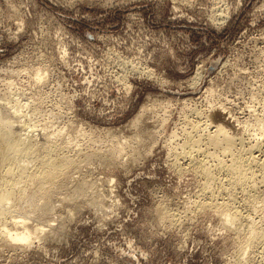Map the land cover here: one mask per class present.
I'll list each match as a JSON object with an SVG mask.
<instances>
[{"label": "rangeland", "instance_id": "1", "mask_svg": "<svg viewBox=\"0 0 264 264\" xmlns=\"http://www.w3.org/2000/svg\"><path fill=\"white\" fill-rule=\"evenodd\" d=\"M0 101L72 160L47 199L33 189L8 214L26 217L33 243L1 241L0 264L264 263L249 223L229 229L220 210L193 209L203 177L177 163L203 116L264 138V0H0Z\"/></svg>", "mask_w": 264, "mask_h": 264}, {"label": "bare ground", "instance_id": "2", "mask_svg": "<svg viewBox=\"0 0 264 264\" xmlns=\"http://www.w3.org/2000/svg\"><path fill=\"white\" fill-rule=\"evenodd\" d=\"M221 14V13H220ZM205 68V67H202ZM201 68V69H202ZM198 69V68H197ZM201 69L199 71H201ZM143 71V70H142ZM197 71V70H196ZM198 72V71H197ZM200 73V72H199ZM202 74V72H201ZM199 75V74H198ZM197 75V76H198ZM196 76V75H195ZM194 76V77H195ZM202 78V76L200 77ZM189 79H187L188 81ZM198 80V79H196ZM195 81V80H194ZM200 81V80H199ZM185 82V81H184ZM193 83V82H192ZM196 84L198 82H195ZM186 84V82H185ZM195 84V86H196ZM192 85V84H191ZM194 85V84H193ZM182 86V85H181ZM186 87H188V84H186ZM194 87V86H193ZM210 87V85H209ZM211 88V87H210ZM187 89V88H186ZM205 89V88H204ZM207 89V88H206ZM212 90V89H211ZM214 91V90H213ZM212 91V92H213ZM208 92V91H206ZM211 91H209L208 94H210ZM211 92V93H212ZM202 94V93H201ZM191 95V94H190ZM204 95V94H203ZM213 94H211L212 96ZM205 96V95H204ZM207 96V95H206ZM209 97V96H208ZM199 98V97H198ZM201 98V97H200ZM203 98V97H202ZM187 99V98H185ZM183 100L184 104L187 100ZM209 99V98H208ZM191 100H189L190 102ZM207 101V100H206ZM2 102V101H0ZM205 102V100H204ZM164 103V102H163ZM167 103V102H166ZM208 103V101H207ZM169 104V103H168ZM184 104H182L184 106ZM210 104V103H209ZM214 104V103H213ZM220 104V103H219ZM180 105V104H179ZM178 105V106H179ZM190 105V104H189ZM212 105V103H211ZM217 105V104H216ZM226 105V104H225ZM182 106V107H183ZM222 106V105H220ZM227 106V105H226ZM225 106V107H226ZM7 107V106H6ZM163 107V106H162ZM166 107V106H165ZM185 107V106H184ZM188 107V106H186ZM218 107V106H217ZM191 108V107H189ZM187 108V110L189 109ZM193 108H196L195 106ZM209 108V106H208ZM211 109V108H209ZM215 108V107H214ZM224 108V106H223ZM5 109V106L2 104H0V227H2V229L0 230V242L4 241L5 243H8L10 245V243L19 245V244H23V243H29L32 244V240H30L32 238V231L29 229L30 226H27L29 224H26V217H24L23 219H20V216L18 215H11L12 211L17 209V205H21L22 200H24L26 197V195L34 190H40L42 191V194L44 196L47 195V193H49L50 190V186L55 183V178H58V175L60 176L62 172H64L66 169L71 167V157L67 154L69 152H63V147L59 146L55 141L53 140H49L43 144H39L38 145V140L36 141V133H35V138H34V133L31 129H29L28 126H25V124H23L21 121L19 123H17L18 125H16L13 120H11L9 117L4 116L2 111ZM8 109V108H7ZM146 109V108H145ZM143 109V110H145ZM156 109V108H155ZM173 109V108H172ZM184 109V108H183ZM198 109V108H197ZM213 109V107H212ZM142 110V111H143ZM148 110V109H147ZM158 110V109H157ZM190 110V109H189ZM194 110V109H192ZM201 110V108L199 109ZM199 110H197L199 112ZM218 110V109H217ZM226 110V109H225ZM264 110V108H263ZM6 111V110H5ZM215 111V110H214ZM219 111H220V107H219ZM253 111L255 112V110L253 109ZM158 112V111H156ZM192 112V111H191ZM196 112V111H194ZM200 112L203 113V111L201 110ZM199 112V113H200ZM216 112V111H215ZM214 112V113H215ZM228 112V110H227ZM253 112V113H254ZM15 113V112H14ZM13 113V115H14ZM147 112H144V114ZM173 113V112H172ZM193 113V112H192ZM212 113V112H211ZM210 113V115H211ZM223 113V112H222ZM231 113V112H230ZM251 113V112H250ZM249 113V114H250ZM256 113V112H255ZM186 114V111L185 113ZM183 114V115H184ZM206 114V113H205ZM232 114V113H231ZM248 114V115H249ZM252 114V113H251ZM250 114V115H251ZM143 115V113H142ZM155 115V114H153ZM172 115V114H171ZM192 115V114H191ZM196 115V113H195ZM218 115V114H217ZM224 115H230V114H224ZM249 115V116H250ZM258 116V114H256ZM263 115V114H262ZM146 116V115H144ZM150 116V115H149ZM161 116V115H160ZM194 116V115H193ZM208 116V115H207ZM206 116V117H207ZM220 116V115H218ZM234 116V115H233ZM233 116H231L233 118ZM236 116V115H235ZM252 116V115H251ZM256 116V118H257ZM201 118V116H199ZM203 116V118H205L204 120V125H200V123H198V125L196 124V126L194 125V127H197L194 131L195 134L192 132H184L185 133V139H183L184 141H182V146L181 149L184 148L183 150H181L179 154L180 158H177V160L179 159L180 162H177L179 164V169L180 170H184L185 168H188L189 170H193L195 173L197 172L199 174V176L203 177V188L201 189V193H202V197H204V199H200L197 201V203L195 202V208L198 207V209L196 211H198L199 209L202 210H208V209H212V208H216V210H220V213L223 212L221 215H223L222 221L224 219L225 223V227L227 226L229 229L230 227H236L237 225H241L242 223L244 224L245 222L249 223V233L250 237L248 236V244L247 245H254L256 243L259 244V248H260V254L258 253V255H261V253L264 256V227H255L254 223L252 222L253 219H251V214L250 211L253 212V210L261 204V209L263 211V214L261 213L260 215H262L261 217L264 218V138L260 137L257 132L255 134H257L258 136H256L255 134H251L250 133V128L244 127L239 130V133H234L231 132L229 129L230 127L227 129V126L225 127L220 123H214L212 121V119H210L212 117L206 118ZM216 117V116H215ZM263 117V116H262ZM262 117H258V118H262ZM148 118V117H147ZM154 118V117H153ZM164 118V117H163ZM171 118V116H170ZM183 118V116H182ZM187 117H185L184 119H186ZM196 118V117H195ZM195 118H192L195 120ZM213 118V117H212ZM219 118V117H218ZM223 118V117H222ZM229 118V117H228ZM253 118V117H251ZM264 118V117H263ZM157 121H161L158 120V118H156ZM162 119V118H161ZM180 119V118H179ZM198 119V118H197ZM239 119V118H238ZM238 119L235 121L237 123ZM255 119V118H254ZM145 120V119H144ZM148 120V119H147ZM145 120V122L147 121ZM167 120V119H165ZM183 120V119H182ZM193 120V121H194ZM203 120V119H202ZM221 120V119H220ZM243 120V119H242ZM261 119H259L258 121H260ZM150 121V120H149ZM154 121V120H152ZM178 121V120H177ZM189 121V120H188ZM192 121V120H191ZM216 121V119H215ZM244 121L246 122V119H244ZM243 121V123H244ZM249 120H247L248 122ZM251 121V120H250ZM249 121V122H250ZM253 121V120H252ZM264 120H262L263 122ZM182 122V121H181ZM201 122V121H200ZM203 122V121H202ZM223 122V121H222ZM242 122V121H241ZM246 122V123H247ZM257 122V121H255ZM261 122V121H260ZM261 124L259 123V127L258 129L262 132V136H264V123ZM153 123V122H152ZM158 123V122H155ZM185 123V122H184ZM188 123V122H187ZM186 123V124H187ZM191 123V122H190ZM197 123V122H196ZM183 124V123H182ZM181 124V125H182ZM194 124V123H192ZM233 124V123H232ZM251 124V123H249ZM154 125V124H153ZM156 125V124H155ZM185 125V124H183ZM229 125V124H228ZM242 125V124H241ZM18 126V127H17ZM20 126H23V128H19ZM151 126V125H150ZM235 126V124L233 125ZM251 127L253 126L250 125ZM146 127V126H145ZM156 127V126H155ZM159 127V126H158ZM157 127V128H158ZM180 127V126H179ZM183 127V126H181ZM187 127V126H186ZM190 127V126H189ZM192 127V126H191ZM190 127V128H191ZM237 127V126H236ZM149 128V127H148ZM240 128V126H239ZM151 129V128H150ZM160 129V128H159ZM183 129V128H181ZM186 129V128H184ZM189 129V128H188ZM193 129V128H192ZM201 129L202 132L201 134H198L197 131ZM236 129V128H235ZM257 129V128H256ZM257 129V130H258ZM152 130V129H151ZM175 130V129H174ZM178 130V129H177ZM176 130V131H177ZM180 130V129H179ZM191 130V129H190ZM254 130V129H253ZM252 130V131H253ZM153 132L155 131L152 130ZM241 131V132H240ZM256 130H254L253 132H255ZM163 132V131H162ZM237 132V130L235 131ZM259 132V133H261ZM160 133V132H159ZM164 133V132H163ZM183 133V134H184ZM162 134V133H161ZM174 134V132H173ZM171 133V135H173ZM182 132L180 133L181 137ZM170 135V136H171ZM176 135V134H175ZM179 134L177 133V136ZM169 136V135H168ZM174 138V137H173ZM175 139V138H174ZM167 140V139H165ZM177 140V139H175ZM173 140V141H175ZM172 141V140H171ZM168 143V142H167ZM173 144V143H172ZM171 144V145H172ZM175 144V142H174ZM177 144V142H176ZM167 145V144H166ZM180 145V144H179ZM170 146V145H169ZM177 146V145H176ZM175 147V146H174ZM174 147L172 149H174ZM65 148V147H64ZM176 148V147H175ZM62 149V150H61ZM169 150L171 151L170 147ZM179 151V148L177 149ZM61 151V152H58ZM138 151V150H137ZM169 151V152H170ZM91 152V151H90ZM94 152V151H93ZM99 154L100 152L97 151ZM95 153V152H94ZM172 153H175L172 151ZM171 153V154H172ZM91 154V153H90ZM89 155L88 156L89 158ZM135 154V153H134ZM92 155V154H91ZM94 155V154H93ZM129 155V154H128ZM169 155V153H168ZM86 156V157H87ZM130 156V155H129ZM132 156V155H131ZM170 156V155H169ZM73 157V156H72ZM92 157V156H91ZM109 157V156H108ZM111 157V156H110ZM175 157V154H174ZM177 157V156H176ZM93 158V157H92ZM118 158V157H117ZM168 158V157H167ZM74 159V158H72ZM111 159V158H110ZM120 159V158H119ZM133 159V158H132ZM132 159H129L131 161H133ZM175 159V158H174ZM38 161V164L36 166L35 169L29 167V162L32 161ZM112 162L115 159H111ZM168 160V159H167ZM109 161V160H108ZM117 161V159H116ZM169 161V160H168ZM171 161V160H170ZM36 162V161H35ZM111 162V161H110ZM111 162V163H112ZM120 162V161H119ZM176 163V161H174ZM34 163V162H32ZM37 163V162H36ZM35 163V164H36ZM121 163V162H120ZM176 163V165H177ZM34 164V165H35ZM117 164V163H115ZM119 164V163H118ZM117 164V165H118ZM122 164V163H121ZM172 164V162H171ZM33 165V167H34ZM170 165V163H169ZM173 166V165H172ZM170 166V167H172ZM175 168V167H174ZM178 169V170H179ZM177 170V169H176ZM177 170V171H178ZM180 170L178 171V173L180 172ZM182 170V171H183ZM187 170V171H189ZM67 171V170H66ZM65 171V174L68 172ZM175 171V169H174ZM181 171V172H182ZM180 172V173H181ZM179 173V174H180ZM185 173V172H184ZM196 173V174H197ZM178 174V175H179ZM197 174V175H198ZM64 175V173H63ZM193 177V176H192ZM196 177V176H195ZM194 177V179H196ZM201 177V178H202ZM199 178V177H198ZM63 179V176H62ZM59 180V183L62 182ZM64 180V179H63ZM202 180V179H200ZM58 182V181H57ZM202 182V181H201ZM199 182V183H201ZM59 183H57L56 185H58ZM65 183V182H64ZM194 183V182H193ZM197 183V180H196ZM195 183V184H196ZM54 184V186H55ZM61 184V183H60ZM59 184V185H60ZM197 186V184L195 185V187ZM201 186V184H200ZM53 187V186H52ZM51 187V188H52ZM198 187V186H197ZM201 188V187H200ZM34 189V190H33ZM49 189V190H48ZM198 190V188L196 189ZM195 190V191H196ZM51 191V190H50ZM200 191V189H199ZM242 192L245 193V199L243 200L242 203H239L238 199H237V193ZM52 194V193H51ZM200 194V193H199ZM197 194V196L199 195ZM49 195V194H48ZM192 195V194H191ZM193 195H196L193 193ZM240 195V194H239ZM196 196V197H197ZM48 196H46L47 199ZM49 199L53 198L52 195H49ZM189 197V196H188ZM199 197V196H198ZM186 199V198H185ZM184 199V204H187V202ZM11 200L15 201L12 203L10 202ZM183 200V199H182ZM181 200V201H182ZM193 200V199H192ZM191 200V202H192ZM196 201V200H194ZM48 202V201H47ZM172 202V201H171ZM170 202V203H171ZM179 201H177L178 203ZM186 202V203H185ZM15 203V205H14ZM169 203V202H168ZM169 203V204H170ZM176 203V202H175ZM181 205L183 204L180 203ZM179 204V206H180ZM183 204V205H184ZM174 205V204H173ZM171 205V206H173ZM178 205V204H177ZM188 205V204H187ZM191 205V204H190ZM189 206V205H188ZM194 206V205H193ZM14 207V210H12ZM21 207V206H20ZM169 207V206H168ZM176 207V206H174ZM173 207V208H174ZM183 207V206H182ZM246 207L247 209H249V211H243L242 209ZM16 208V209H15ZM19 208V207H18ZM164 208V207H162ZM171 208V207H170ZM180 208V207H179ZM188 208V207H187ZM186 208V209H187ZM191 208V207H189ZM189 208L187 210H189ZM260 208V206H259ZM172 209V208H171ZM170 209V210H171ZM245 209V208H244ZM160 210V209H159ZM162 210V209H161ZM166 210V208H165ZM164 210V211H165ZM169 210V208H168ZM185 210V209H184ZM183 210V211H184ZM201 210V211H202ZM215 210V211H216ZM246 210V209H245ZM258 210V208H257ZM256 210L257 213L258 211ZM172 211H174L172 209ZM178 211V208L177 210ZM193 211V210H192ZM195 211V212H196ZM200 211V210H199ZM255 211V210H254ZM18 212V210H17ZM160 212V211H159ZM157 212V213H159ZM162 212V211H161ZM160 212V213H161ZM167 212V211H166ZM169 212V211H168ZM167 212V213H168ZM188 212V211H187ZM185 212V213H187ZM9 213H11L10 215H8ZM16 213V212H15ZM14 213V214H15ZM32 214V212H30ZM159 213V214H160ZM164 213V212H163ZM176 213V212H175ZM180 213V212H179ZM194 213V211H193ZM192 213V214H193ZM217 213V212H216ZM260 213V212H259ZM257 213V214H259ZM19 214V213H17ZM174 214V213H172ZM184 214V213H183ZM210 214V213H209ZM219 214V211H218ZM257 214H254L257 215ZM26 215V214H25ZM24 215V216H25ZM171 215V214H167ZM177 216V213L175 214ZM180 215H182L180 213ZM196 215V214H194ZM220 215V216H221ZM8 216V217H7ZM30 216V215H29ZM163 216V215H162ZM165 216V215H164ZM163 216V218H164ZM174 216V215H173ZM174 216V217H176ZM184 216V215H183ZM193 216V215H192ZM190 215V217H192ZM197 216V215H196ZM195 216V218H196ZM253 216V217H254ZM22 217V216H21ZM36 217V216H35ZM172 217V216H171ZM172 219L169 217V219L172 220L173 222V218ZM178 217V216H177ZM182 217V216H180ZM179 217V219H180ZM185 217H187L185 215ZM167 218V217H166ZM183 218V217H182ZM194 218V217H193ZM175 219V218H174ZM192 219V218H191ZM262 219V218H259ZM258 219V221H259ZM178 220V219H176ZM183 220V219H182ZM188 220V217H187ZM185 219V222L187 221ZM221 220V219H220ZM166 221V220H165ZM168 221V220H167ZM257 221V222H258ZM262 221V220H261ZM180 222V221H179ZM190 222V220H189ZM221 222V221H220ZM256 222V221H255ZM263 222V221H262ZM176 223V222H175ZM174 224V226H176V223ZM259 223V222H258ZM256 223V224H258ZM261 223V222H260ZM173 224L170 225L172 226ZM180 224V223H178ZM177 224V225H178ZM188 224V221H187ZM186 224V225H187ZM242 224V228L243 227ZM264 224V222H263ZM49 226H53L50 224H47ZM46 225V226H47ZM184 225V224H183ZM222 225V224H221ZM254 227H253V226ZM261 225V224H258ZM43 226V225H42ZM179 226V225H178ZM245 226V225H244ZM32 227V226H31ZM30 227V228H31ZM36 227V226H35ZM49 227V229L51 228ZM239 227V226H238ZM237 227V229H238ZM34 228V227H33ZM32 228V229H33ZM39 228V225L37 227V229ZM40 228L41 225H40ZM55 228V227H54ZM56 229V228H55ZM236 229V230H237ZM245 229V228H244ZM44 229L42 228V231ZM46 230V229H45ZM54 230V229H53ZM240 230V229H239ZM246 230L247 226H246ZM38 231V230H37ZM225 232V231H224ZM242 229H241V231ZM245 232V231H244ZM36 234V232H34ZM39 233V231L37 232V234ZM43 233V232H42ZM45 233V232H44ZM238 233V230H237ZM241 233V234H242ZM248 233V234H249ZM41 233H39L40 235ZM239 234V233H238ZM237 234V235H238ZM247 234V232L245 233V235ZM247 234V235H248ZM233 235V234H232ZM235 236V234H234ZM239 237V235H238ZM245 237V236H244ZM231 238V237H230ZM234 239V237H232ZM237 238V237H236ZM243 238V235H242ZM227 239V237H226ZM238 239V238H237ZM245 239V238H244ZM244 239H241V241L243 242ZM240 240V238H239ZM247 240V239H246ZM233 243H231V245L235 244V239L231 240ZM239 242V241H238ZM245 242V241H244ZM1 244V243H0ZM3 244V243H2ZM244 244V243H243ZM242 244V245H243ZM14 245V246H16ZM28 245V244H27ZM227 245L228 241H227ZM237 246H240L238 244H236ZM246 245V243H245ZM253 245L251 246V249L253 247ZM20 246V245H19ZM18 246V247H19ZM22 246V245H21ZM26 247V246H25ZM244 247V246H242ZM13 248V247H11ZM20 248V247H19ZM24 248V247H23ZM236 248V247H235ZM240 248V247H239ZM238 248V249H239ZM249 248V247H248ZM258 248V249H259ZM18 249V248H17ZM22 249V247H21ZM237 251L240 252L241 250L239 249ZM243 249V248H242ZM249 250V249H248ZM253 250V249H252ZM236 251V250H235ZM243 251V250H242ZM241 251V252H242ZM250 251V250H249ZM248 251V252H249ZM246 252V251H245ZM248 252L246 255H248ZM235 253V252H234ZM244 253V252H243ZM253 253V251H252ZM255 253V251H254ZM253 253V254H254ZM238 254V253H235ZM241 254V253H240ZM239 254V255H240ZM235 256V255H234ZM237 256V255H236ZM241 256V255H240ZM243 256V255H242ZM262 256V255H261ZM239 257V256H238ZM249 257V256H248ZM252 257V256H251ZM254 257V256H253ZM259 257V256H258ZM244 258H246L244 256ZM236 259V258H235ZM234 259V260H235ZM259 259V258H257ZM263 259V258H262ZM241 260V259H239ZM245 260V259H244ZM243 260V261H244ZM253 260V259H252ZM238 261V260H237ZM264 262V260H262ZM242 262V261H241ZM246 262H248V260H246ZM250 262V261H249ZM259 264L261 261H258ZM235 263V261H234ZM251 263V262H250ZM256 263V261H255ZM240 264V261H239ZM244 264V262H243ZM253 264V262H252ZM258 264V263H257ZM264 264V263H263Z\"/></svg>", "mask_w": 264, "mask_h": 264}]
</instances>
